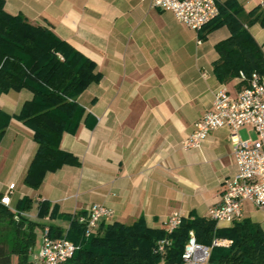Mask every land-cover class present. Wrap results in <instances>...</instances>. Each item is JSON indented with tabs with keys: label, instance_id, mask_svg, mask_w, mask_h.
<instances>
[{
	"label": "crops",
	"instance_id": "0c3cea01",
	"mask_svg": "<svg viewBox=\"0 0 264 264\" xmlns=\"http://www.w3.org/2000/svg\"><path fill=\"white\" fill-rule=\"evenodd\" d=\"M228 1L239 9L242 28L264 58V6L251 0H222V5ZM4 9L51 30L94 61L101 74L76 98L84 109L77 130L60 139V148L76 155L79 165L47 173L40 187L32 189L23 183L36 151L32 130L12 117L0 139V195L14 183L8 207L14 210L28 196L32 208L22 214L42 223L30 258L44 228L66 230L74 213L93 204L113 210L104 224L142 217L149 227L164 228L173 212L209 218L223 181L237 171L230 131L210 132L197 149L182 144L211 108L218 86L232 95L244 86L237 75L220 79L215 72V45L229 37L228 26L201 39L198 31L171 12L151 7L149 0H4ZM31 96L27 89L2 93L0 109L15 116ZM238 135L256 138L249 126ZM43 200L55 208L52 218L37 217ZM243 210L244 218L264 231V210L248 200Z\"/></svg>",
	"mask_w": 264,
	"mask_h": 264
},
{
	"label": "trees",
	"instance_id": "16d2710c",
	"mask_svg": "<svg viewBox=\"0 0 264 264\" xmlns=\"http://www.w3.org/2000/svg\"><path fill=\"white\" fill-rule=\"evenodd\" d=\"M233 1L221 5L219 14L198 34L204 39L212 30L226 24L230 35L216 43L219 61L215 72L220 79L243 71L264 72V58L252 36L242 28ZM101 78L94 61L43 26L29 23L21 14H10L0 0V94L27 89L32 96L14 116L0 109V139L12 117L32 130L36 151L23 183L38 189L45 175L65 165L77 166L79 158L60 148L64 132L74 133L84 109L76 98L91 82ZM33 200L23 196L14 210L0 203V264H39L30 258L36 228L42 223L30 220ZM55 208L43 200L37 204L38 218H52ZM73 214L66 230L48 226L49 236L66 237L77 249L65 264H182L181 255L193 231L198 242L211 245L214 238L231 243L211 248L210 264H264V231L258 223L242 219L227 228H217L210 218L182 217L170 234L164 228L149 227L140 217L131 223L102 219L96 232L85 235V227ZM2 225V226H1ZM170 239L164 256L155 251L160 239Z\"/></svg>",
	"mask_w": 264,
	"mask_h": 264
},
{
	"label": "built area",
	"instance_id": "2783aa9c",
	"mask_svg": "<svg viewBox=\"0 0 264 264\" xmlns=\"http://www.w3.org/2000/svg\"><path fill=\"white\" fill-rule=\"evenodd\" d=\"M264 6V0H251ZM150 6L171 12L185 26L199 31L205 24L219 14L222 0H149ZM238 80L244 85L236 94L229 93L225 86H218L213 93L212 106L195 124L192 133L184 139L183 148H200L208 134L220 128H228L233 147V156L237 171L226 178L221 186L220 200L209 208L208 215L216 223L234 224L244 218L243 204L248 200L258 209L264 210V72L253 71L246 75L239 71ZM249 126L256 134L254 139H242L238 130ZM0 195V203L10 204L11 190ZM113 210L99 204H93L77 216L85 227V235L96 232L100 221L110 217ZM182 214L173 212L164 222L166 233L170 234L181 223ZM170 239H160L155 251L164 256ZM231 240L214 238L211 245L198 242L193 231L189 232L181 259L182 264H210L211 248L228 246ZM77 249L66 237L53 238L44 228L41 244L33 255L39 264H65ZM165 264V263H161Z\"/></svg>",
	"mask_w": 264,
	"mask_h": 264
},
{
	"label": "rangeland",
	"instance_id": "374dc122",
	"mask_svg": "<svg viewBox=\"0 0 264 264\" xmlns=\"http://www.w3.org/2000/svg\"><path fill=\"white\" fill-rule=\"evenodd\" d=\"M244 136V135H243ZM2 226V225H1Z\"/></svg>",
	"mask_w": 264,
	"mask_h": 264
}]
</instances>
